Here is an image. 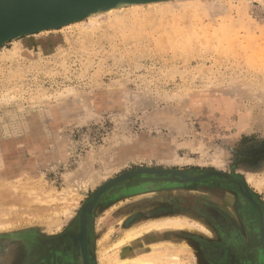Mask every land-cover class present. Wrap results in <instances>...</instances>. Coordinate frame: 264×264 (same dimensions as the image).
I'll return each mask as SVG.
<instances>
[{
    "label": "rangeland",
    "instance_id": "374dc122",
    "mask_svg": "<svg viewBox=\"0 0 264 264\" xmlns=\"http://www.w3.org/2000/svg\"><path fill=\"white\" fill-rule=\"evenodd\" d=\"M146 167L214 173L107 188L84 257L66 233L83 206ZM262 180L264 0L127 4L0 44V192L71 185L77 198L52 222L0 229V264H106L124 233L155 223L133 249L164 264H264Z\"/></svg>",
    "mask_w": 264,
    "mask_h": 264
},
{
    "label": "bare ground",
    "instance_id": "6f19581e",
    "mask_svg": "<svg viewBox=\"0 0 264 264\" xmlns=\"http://www.w3.org/2000/svg\"><path fill=\"white\" fill-rule=\"evenodd\" d=\"M124 1L125 0H115L114 2H118L115 4H119V5L114 6V4H112L110 7H106L104 9H100V10H101V12H102V10L105 12H109V11L114 10L117 6L122 7V6L127 5V4L129 6H132V5L139 4V3H149V2L163 3L166 0H134L131 3H126ZM103 4L104 3H100L101 6ZM86 9L87 8H80V10H78L79 13L84 15L82 17L89 15V13L85 15ZM66 18L67 17H60V18L50 20V21H43L41 23H46V24L52 25V24L57 23V21H61V20L66 19ZM68 23H71V22H68ZM68 23H60V24L62 26V25L68 24ZM90 23L93 24L94 21L91 20ZM31 27H35V26H31ZM31 27L24 28L21 31H19L13 35H16V37H18V36H22L21 33H25V32H26V34H31V33H27L31 29ZM47 28H52V27H47ZM47 28L39 29V31L47 29ZM4 37H5V35L0 34V39L4 38ZM173 176L175 179H179V180L189 179V177H187V174L185 175L181 171H177V170L174 171ZM260 182L264 183L263 180ZM68 185H70V184H68ZM260 186H262V185H260ZM64 188L62 189V191H58V192H56V191L52 192L51 191V192H48V194L43 195V196H42V194L44 193V191L42 193L39 190L34 189V188H29V190L25 189V191L21 190L20 192L13 191V192H9V194L7 192L5 193V192L1 191L0 192V229L15 226L18 222H21V221H22L21 223H24V224L34 223V222H37L38 220H44V221L46 220V222L47 221L52 222L53 220H55L59 217V214L62 213L64 215H66V214L70 213L71 209L76 205L77 198H76V194L74 192L75 190H73L71 185H70V187L68 186L67 188H65V189ZM15 189H16V187H15ZM73 194H75V196H73ZM30 206L37 207L35 209L36 211H34V209H33V212H32L31 208H29ZM19 207L25 211H26V207L29 208L27 210H30L34 215H29V213L28 214L25 213V216H22V217L15 216V214H17V213L14 212V209H17ZM195 226H198V228L201 227L199 224H197ZM58 227H59V225H58ZM58 227H56V228H58ZM161 227H163V225H158L155 223V224H149L140 230H131V231L124 233V235L122 237H120L112 245V248L115 249V252L118 254L117 257L112 259V260L106 261V264H164L161 261L155 260L154 258L146 255L145 253H137V251L135 249H133L134 248L133 241L138 239L139 237H141L142 233L148 232L152 229H158ZM202 229L206 230V228H204L203 226H202ZM72 235H73L74 239L79 241L82 244V247L84 248L85 240H86L85 225L81 226L78 233L72 232ZM128 246H130L132 248H129ZM151 247H152V245H151ZM128 249H130V250H128ZM173 264H177V262H174Z\"/></svg>",
    "mask_w": 264,
    "mask_h": 264
},
{
    "label": "water",
    "instance_id": "95a60500",
    "mask_svg": "<svg viewBox=\"0 0 264 264\" xmlns=\"http://www.w3.org/2000/svg\"><path fill=\"white\" fill-rule=\"evenodd\" d=\"M113 1V2H112ZM115 0H0V34L5 35L4 38L0 39V44L15 38L16 35H13L24 28L31 27L27 33H32L39 31V29L47 27H59L60 23H68L75 21L82 16L83 14L79 13L80 8H87L86 14H90L94 11H99L106 7H110L112 4L114 6L119 5L115 4ZM134 0H125L126 3H131ZM123 2V3H124ZM100 3H104L102 6ZM125 3V4H126ZM60 17H67L57 23L49 25L46 23H41L43 21H50ZM26 34L25 33H21ZM20 34V35H21ZM18 36V35H17ZM174 171L176 169H158V168H138L135 171H127L121 175L109 180L108 182L101 185L94 193L93 199L90 203H86L80 214V228L84 226L87 221L86 213H90L92 209L93 202L96 198L107 188L113 186L117 182H120L126 178H129L135 174L139 173H155V174H166L170 173L174 178ZM179 171V170H177ZM214 172H206L194 176H187L189 179H176L179 181H193L201 179L207 175L213 174ZM185 174V173H184ZM86 229V226H85ZM81 244V243H80ZM81 249L83 251L84 257L86 256L85 246Z\"/></svg>",
    "mask_w": 264,
    "mask_h": 264
},
{
    "label": "flooded vegetation",
    "instance_id": "af4514ba",
    "mask_svg": "<svg viewBox=\"0 0 264 264\" xmlns=\"http://www.w3.org/2000/svg\"><path fill=\"white\" fill-rule=\"evenodd\" d=\"M72 230H74V229L68 230L66 233L69 234V235H71L72 238L74 239V237H73V235H72V232H75V231H72ZM78 232H79V230L76 231L75 233H78ZM86 238H87V235H86ZM87 239H88V238H87ZM74 241L79 242V241H77V240H74ZM79 243H80V242H79ZM210 245L215 246V245H217V243L212 242V243H210ZM220 246H221V244H220ZM85 257H88L87 252H86V256H85Z\"/></svg>",
    "mask_w": 264,
    "mask_h": 264
}]
</instances>
